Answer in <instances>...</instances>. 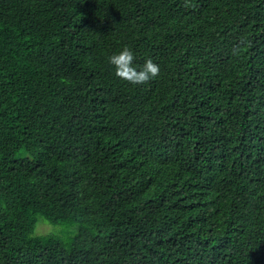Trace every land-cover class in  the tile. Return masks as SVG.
I'll use <instances>...</instances> for the list:
<instances>
[{
  "label": "trees",
  "instance_id": "obj_1",
  "mask_svg": "<svg viewBox=\"0 0 264 264\" xmlns=\"http://www.w3.org/2000/svg\"><path fill=\"white\" fill-rule=\"evenodd\" d=\"M0 264H264V0H0Z\"/></svg>",
  "mask_w": 264,
  "mask_h": 264
},
{
  "label": "clouds",
  "instance_id": "obj_2",
  "mask_svg": "<svg viewBox=\"0 0 264 264\" xmlns=\"http://www.w3.org/2000/svg\"><path fill=\"white\" fill-rule=\"evenodd\" d=\"M134 53L129 47H124L119 54L109 57V62L115 66L116 75L132 84H144L155 78L159 72V66L152 59H147L139 69L133 66Z\"/></svg>",
  "mask_w": 264,
  "mask_h": 264
},
{
  "label": "rangeland",
  "instance_id": "obj_3",
  "mask_svg": "<svg viewBox=\"0 0 264 264\" xmlns=\"http://www.w3.org/2000/svg\"><path fill=\"white\" fill-rule=\"evenodd\" d=\"M72 231V227L63 224H53L47 221L40 220L36 227L37 234H53L56 236H65Z\"/></svg>",
  "mask_w": 264,
  "mask_h": 264
}]
</instances>
